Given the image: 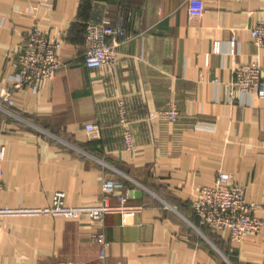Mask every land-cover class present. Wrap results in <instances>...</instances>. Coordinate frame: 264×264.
Returning <instances> with one entry per match:
<instances>
[{"label": "crops", "instance_id": "1", "mask_svg": "<svg viewBox=\"0 0 264 264\" xmlns=\"http://www.w3.org/2000/svg\"><path fill=\"white\" fill-rule=\"evenodd\" d=\"M123 17L128 37L115 64L89 68L88 24ZM260 19L264 0H0V101L33 26L62 43L64 64L39 91L15 94L16 116L0 114L1 205L47 207L57 191L69 206L96 205L108 179L130 194L128 177L142 192L131 197L141 210L125 223L119 213L5 217L0 264H99L97 233L109 242V264H264V227L235 243L191 222L195 195L220 171L233 174L264 219V96L232 100L225 85L252 61L264 68L252 36Z\"/></svg>", "mask_w": 264, "mask_h": 264}, {"label": "built area", "instance_id": "2", "mask_svg": "<svg viewBox=\"0 0 264 264\" xmlns=\"http://www.w3.org/2000/svg\"><path fill=\"white\" fill-rule=\"evenodd\" d=\"M126 18H120L112 25L107 23L91 22L87 26L88 48L85 54V63L89 68H99L104 65H113L116 62V47L128 37ZM255 43L264 48V20L260 19L252 29ZM62 43L51 39L39 26L35 25L26 34L25 42L16 55L17 72L11 77L10 84L3 90L0 101V114L3 111L16 116L10 110L15 104L14 96L17 92L31 87L39 91L52 80L63 67L60 59ZM232 100L245 94L264 96V68L259 60H255L237 68L235 78L225 84ZM167 116L176 121L179 116L178 109L172 107ZM126 111L122 109V122L127 121ZM92 132L93 124L87 126ZM125 139L127 147H135L132 133L126 129ZM6 159V146L0 142V197L4 190L3 163ZM105 165L113 166L104 163ZM132 182L131 188L141 185L138 181L128 177ZM129 185L117 179H108L103 183V195L100 203L88 206H69L66 203V192L57 191L53 202L47 207L13 208L2 206L0 203V236L3 229L4 218L15 215H51L65 218H79L88 216L93 220L104 221L112 213L122 215L124 223L129 217H135L142 206L133 205L128 192ZM131 189V190H132ZM115 196L117 202H112ZM192 206L198 224H192L199 232L203 227L214 233L228 232L230 240L235 243L243 242L248 236L259 234L264 227V219L256 215L258 205L246 198L245 189L235 181L233 174L220 171L215 183L204 186L195 195ZM203 233V232H202ZM95 241L101 245V261L106 262L109 242L103 233H97Z\"/></svg>", "mask_w": 264, "mask_h": 264}, {"label": "water", "instance_id": "3", "mask_svg": "<svg viewBox=\"0 0 264 264\" xmlns=\"http://www.w3.org/2000/svg\"><path fill=\"white\" fill-rule=\"evenodd\" d=\"M141 194H142L141 191H134V189H132L130 192L131 197H134V196L139 197Z\"/></svg>", "mask_w": 264, "mask_h": 264}, {"label": "trees", "instance_id": "4", "mask_svg": "<svg viewBox=\"0 0 264 264\" xmlns=\"http://www.w3.org/2000/svg\"><path fill=\"white\" fill-rule=\"evenodd\" d=\"M195 218H197L195 215H194ZM195 223H196V220L194 219ZM198 224V222H197ZM204 230L209 234V237L213 238V232L211 230H209L208 228H204Z\"/></svg>", "mask_w": 264, "mask_h": 264}, {"label": "rangeland", "instance_id": "5", "mask_svg": "<svg viewBox=\"0 0 264 264\" xmlns=\"http://www.w3.org/2000/svg\"><path fill=\"white\" fill-rule=\"evenodd\" d=\"M191 219H192V218H191ZM193 221H194V220H191L192 224H196V223H194ZM204 228H205V227L201 228L203 233H202V232H200V233H201V234H205L206 236L209 237V234L204 230ZM196 230H197V229H196ZM197 231H198V230H197ZM198 232H199V231H198Z\"/></svg>", "mask_w": 264, "mask_h": 264}]
</instances>
